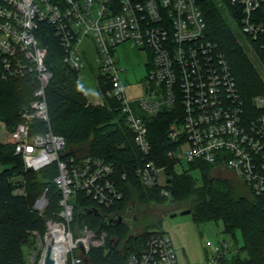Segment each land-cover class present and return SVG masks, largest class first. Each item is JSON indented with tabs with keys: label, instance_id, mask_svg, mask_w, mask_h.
<instances>
[{
	"label": "built area",
	"instance_id": "1",
	"mask_svg": "<svg viewBox=\"0 0 264 264\" xmlns=\"http://www.w3.org/2000/svg\"><path fill=\"white\" fill-rule=\"evenodd\" d=\"M203 1L0 0V82L30 80L35 90L12 134L15 155L22 157L26 170L38 173L56 164L59 171L54 184L61 192V210L57 219L46 222L44 235L32 233L35 243L28 248V264H47L48 258L53 264H90L91 251L104 248L108 235L83 223L73 227L75 195L86 193L105 209L124 198L112 163L70 156L67 140L51 129L46 98L53 78L47 63L51 37L66 67L81 73L90 65L107 78L111 88L106 96L120 104L144 155L136 171L144 187L161 188V195L170 197L166 167L151 159L143 117L168 112L180 113L168 132L174 145L170 159L177 165L198 162L229 171L250 195L264 197V98L256 97L255 109H248L227 58L207 38ZM230 3L238 9L242 35L264 51V0ZM127 42L147 51L150 59L144 94L133 101L125 95L120 79L125 70L114 56ZM14 195H26L25 188H17ZM47 196L48 189L32 208L41 217L49 207ZM222 255L209 264H219ZM126 264L179 263L171 237L158 233Z\"/></svg>",
	"mask_w": 264,
	"mask_h": 264
},
{
	"label": "trees",
	"instance_id": "2",
	"mask_svg": "<svg viewBox=\"0 0 264 264\" xmlns=\"http://www.w3.org/2000/svg\"><path fill=\"white\" fill-rule=\"evenodd\" d=\"M202 12L207 23V38L216 43L227 58L245 104L249 110H254V99L264 98V83L238 43L227 18L226 12H229L239 22L237 7L232 6L230 0H204ZM47 43L50 45L47 63L53 73L46 90L52 131L67 140L70 156L97 157L112 163L114 179L124 194L123 200L110 209L101 207L86 193L75 195L76 220L108 235L104 248L91 251L89 263L126 264L131 254L143 252L147 241L159 233L145 230L137 235L126 223L106 225L105 218L117 219L135 198L153 204L170 200L189 202L185 208L192 211L196 223L222 221L228 235L236 237L238 231L242 234L240 251L246 256L222 255L219 264H264V197L250 195L229 171L223 172L229 175L215 178L214 165L189 163L188 170H180V164L168 157L174 149L168 138L169 128L180 113L161 112L154 117L143 115L153 149L151 159L157 166L166 167L169 184L165 188L170 197L162 196L161 188L144 187L136 174L144 163V155L136 145L135 135L120 104L106 96L111 88L107 78L98 76L103 104L91 105L82 90L80 73L62 63V51L56 39L51 37ZM256 48L264 57V51L258 46ZM34 93L30 80L0 82V123L14 131L21 122V112L34 100ZM0 163L6 167L0 173V264H28L24 248L35 243L32 233L36 231L44 235L46 222L57 219L61 210V192L54 184L59 174L58 166L52 165L38 173L26 170L22 157L15 155L12 139L8 143H0ZM193 171L201 174L202 185L191 174ZM124 175L126 181L122 180ZM236 180L246 193L236 190ZM20 187L25 188L26 195H14ZM46 189L49 207L41 217L32 208Z\"/></svg>",
	"mask_w": 264,
	"mask_h": 264
},
{
	"label": "rangeland",
	"instance_id": "3",
	"mask_svg": "<svg viewBox=\"0 0 264 264\" xmlns=\"http://www.w3.org/2000/svg\"><path fill=\"white\" fill-rule=\"evenodd\" d=\"M221 4V3H220ZM227 18L230 22L238 43L244 49L247 57L256 68L259 76L264 83V57L258 49L248 41L241 33L237 20L226 12ZM119 68L125 70L120 75L121 83L124 86L125 95L129 101H133L144 94V80L148 74L150 59L149 53L134 42H127L114 52ZM97 67L87 65L80 73V81L82 90L86 94L88 102L94 106H101L103 104V95L100 92L98 83ZM13 131L7 129L0 123V143H8L12 139ZM184 147V152L187 151ZM6 169L0 163V173ZM180 170H188L189 163L183 161L179 165ZM220 171H214L213 176L221 177L227 176ZM191 174L199 179V185H202V176L199 171H193ZM231 177V175H230ZM237 191L246 193L240 182H234ZM189 202L177 203L169 202L153 204L150 202H141L133 198L124 211L119 213L125 215L123 223L129 225L133 234H141L145 230L156 231L164 233L172 238L173 247L178 257L179 264H209L214 258L219 255V252L228 244L230 249H241L243 246V238L240 231L236 233V237L228 235L225 232V227L222 221L206 222L198 224L194 221L192 214L182 215L188 209ZM174 215H176L174 217ZM81 224L79 220L73 224ZM25 255H27L28 248H24ZM241 255L245 257V253L238 250L230 256Z\"/></svg>",
	"mask_w": 264,
	"mask_h": 264
},
{
	"label": "water",
	"instance_id": "4",
	"mask_svg": "<svg viewBox=\"0 0 264 264\" xmlns=\"http://www.w3.org/2000/svg\"><path fill=\"white\" fill-rule=\"evenodd\" d=\"M91 213H93V212H91ZM192 213V211L191 210H186V211H184L183 213H182V215H189V214H191ZM96 215H98V213H95ZM176 215H174V217H175ZM104 222L106 223V225L107 226H110V225H119V224H122L123 223V220H122V218L121 217H118L117 219H104ZM47 264H53V261L52 260H50V258H48L47 259Z\"/></svg>",
	"mask_w": 264,
	"mask_h": 264
},
{
	"label": "crops",
	"instance_id": "5",
	"mask_svg": "<svg viewBox=\"0 0 264 264\" xmlns=\"http://www.w3.org/2000/svg\"><path fill=\"white\" fill-rule=\"evenodd\" d=\"M172 239V238H171ZM173 243V242H172ZM226 246V248H223V250L221 251V252H219V254H224V255H230V254H232V253H236L238 250H240V249H230V247L228 246V244H226L225 245ZM225 250V251H224ZM234 255V254H233ZM177 259H178V257H177Z\"/></svg>",
	"mask_w": 264,
	"mask_h": 264
},
{
	"label": "flooded vegetation",
	"instance_id": "6",
	"mask_svg": "<svg viewBox=\"0 0 264 264\" xmlns=\"http://www.w3.org/2000/svg\"><path fill=\"white\" fill-rule=\"evenodd\" d=\"M120 217L122 218V220H123V222H124V220L126 219V218H125V215H121Z\"/></svg>",
	"mask_w": 264,
	"mask_h": 264
}]
</instances>
